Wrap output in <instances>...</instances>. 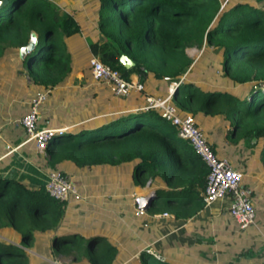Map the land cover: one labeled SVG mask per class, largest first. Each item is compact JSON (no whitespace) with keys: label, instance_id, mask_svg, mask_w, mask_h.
<instances>
[{"label":"trees","instance_id":"16d2710c","mask_svg":"<svg viewBox=\"0 0 264 264\" xmlns=\"http://www.w3.org/2000/svg\"><path fill=\"white\" fill-rule=\"evenodd\" d=\"M91 1L104 40L89 44L92 56L126 80L139 75L143 85L147 77L170 82L184 77L187 84L182 82L172 98L181 113L222 115L234 128L231 135L248 140L250 146L253 140H264V10L233 0L224 6L221 0ZM79 34L74 16L60 13L52 0H8L0 7V62L9 49L19 52L35 36L36 48L22 64L30 78L50 90L71 72L60 38ZM192 48L203 49V55L211 48L222 53L223 79L237 90L200 91L188 77L193 60L186 50ZM123 55L135 63L133 68L120 65ZM35 62L41 65L39 75L34 73ZM200 78L207 80L204 75ZM46 153L52 170L64 162L79 169L134 163L133 184L142 188L147 180L160 179L170 189L157 192L169 197L164 210L177 219H189L205 207L209 169L158 110L126 114L93 130L56 137ZM67 203L50 197L44 186L30 189L0 176V236L22 239L16 245L0 238V264H29L26 249L31 248L35 232L51 236L54 255L67 247L65 253L72 254L74 262L118 264V249L106 238L61 233ZM156 206L153 202L150 207ZM137 262L168 264L151 252H141Z\"/></svg>","mask_w":264,"mask_h":264},{"label":"crops","instance_id":"0c3cea01","mask_svg":"<svg viewBox=\"0 0 264 264\" xmlns=\"http://www.w3.org/2000/svg\"><path fill=\"white\" fill-rule=\"evenodd\" d=\"M221 1L224 6L231 0ZM233 1L253 4L264 10V0ZM81 2L85 3L84 6L91 3L95 5L91 0ZM71 15L76 18L75 13L72 12ZM91 28L92 39L88 42V50L84 51L82 60L71 49V72L59 86L50 90L37 84L32 78L26 79L29 74L18 51L9 49L1 60V69H5L3 77L9 79V99L8 107L0 109V176L21 182L30 189H39L45 186L50 172H62L67 176L73 171L64 168L68 162L58 165L55 170L50 169L47 155H39L34 143L27 142L20 121L28 114L29 102L36 94L49 91L48 98L39 111L38 129H65L63 136L93 130L120 116L144 111L146 97L163 100L168 96L169 82L165 80L147 77L144 92L132 93L126 98L115 97L108 85L94 81L89 68V59L92 57L89 44L102 43L104 40L97 23ZM78 37L79 35H75L68 40L76 39L75 41L80 42ZM210 51L214 49L211 48ZM202 55L203 49L188 71V77L194 83L202 81L200 77L193 78L195 64ZM216 77L217 80L208 84L209 86L219 90H237L236 86L224 81L221 72ZM184 79L183 77V82ZM201 116L193 118L213 152L243 175L242 187L249 193L255 210L253 224L240 228L229 214V197L205 206L189 219H177L172 213L165 212V204H161L162 200L165 202V194L157 193L170 190L165 183L160 179H149L144 187L135 186L132 180L133 169H127L128 164L134 163H126L115 167L104 165L101 176L94 177L101 182L98 193L86 184L85 177L81 175L86 170L93 172V167L78 168L80 175L74 176L70 181L75 184L80 199H71L67 203L66 213L59 227L61 233L106 238L118 249V264L136 263L141 252H151L157 259L168 264H264V165L259 162V152L255 150L256 146L249 149L245 141H236L233 134V139L229 140L231 127L224 116ZM256 143L258 141L253 140L251 144ZM149 195L152 198L148 210L139 214L136 200ZM166 198L169 199L167 196ZM153 202L157 203L154 210L150 207ZM42 237H35L36 248L43 246L42 250L38 249L35 253L39 260H48L49 264H73L70 253L54 255L56 259L53 261L46 258L43 253L48 254L51 236ZM4 240L15 243L17 239L10 235L9 240ZM83 261L86 262L84 259Z\"/></svg>","mask_w":264,"mask_h":264},{"label":"built area","instance_id":"2783aa9c","mask_svg":"<svg viewBox=\"0 0 264 264\" xmlns=\"http://www.w3.org/2000/svg\"><path fill=\"white\" fill-rule=\"evenodd\" d=\"M90 73L94 81L108 85L115 97L126 98L132 93H142L144 85L140 76L126 80L121 73L104 64L99 58L92 56L89 60ZM169 82L168 96L161 100L153 97L145 98V111L158 110L162 119L171 123L178 130V136L187 141L202 162L209 169L203 202L210 206L218 200L230 198L229 214L236 220L241 229L247 228L254 223L255 210L249 193L242 187L243 175L235 170L231 164L217 157L207 142L204 134L196 125L193 116L181 113L171 103L174 92L183 82ZM49 91L36 94L29 102L28 114L22 117L20 124L27 136V142H33L39 155H47L46 150L49 142L58 136H63L65 129H38L37 122L41 106L46 102ZM1 140V136H0ZM9 149V148H7ZM46 192L59 202H69L71 199L79 200L78 190L67 177L60 172L52 171L47 176L45 184ZM139 211V214H142ZM168 216V214H165Z\"/></svg>","mask_w":264,"mask_h":264},{"label":"rangeland","instance_id":"374dc122","mask_svg":"<svg viewBox=\"0 0 264 264\" xmlns=\"http://www.w3.org/2000/svg\"><path fill=\"white\" fill-rule=\"evenodd\" d=\"M81 1H83V0H52L54 5H56L58 8H60V13L63 11H67L69 13L70 12L75 13V17H76L75 19H76V22L80 28V34L78 37L80 39V42L75 41L76 39L68 40L66 38H60L59 41L61 42V46L63 47L64 52H65L67 57L70 56V50L73 49L77 53L79 60H82L83 55H84V51L88 50V42H90L92 39L93 34H90L91 30H92L91 26L93 27V25L95 23H97L95 13H94V11L96 9L95 5L93 6V3H91L87 6H84L83 4H85V3L84 2L82 3ZM87 1H90V0H87ZM187 52H188V54L192 60L196 59L198 57V55H200V50H197L194 48L188 49ZM222 62H223V54L222 53H217V52H213V51L212 52L206 51V53H204V55H203V59H201V61H198L195 64V70H194V77L193 78L198 79L201 75H204L205 78L207 79L206 81H203V82L197 81V83L195 84L197 86V88H199L200 91L205 93L210 88L213 87V86L212 87L209 86L208 84H210V83L212 84L213 81L217 80V77H216L217 73H220L222 71ZM33 66H34V73H36V74L38 73V75H39L41 72V70H40L41 65L38 64L37 62H35ZM0 70H1L0 71V77H1V79H0V109H1V108H7L8 107L9 79H6L3 77L4 73H5V69H1V66H0ZM2 78H4V80ZM184 84H187V81L184 82ZM239 88H244V87H239ZM201 115H203L202 112H193V117L194 116L196 118L202 117ZM205 116H209V115H205ZM225 120L227 121V119H225ZM229 124H230V122H229ZM230 127H231V131L233 133L234 128L231 126V124H230ZM234 137H235L236 141L237 140L238 141H245L247 146L249 147V149L256 146L255 150H257V153L259 152L258 153L259 162L264 165V141L263 140H260L255 145L250 146V144H249L250 142L248 140H244V139L239 138V135H235ZM232 139H233L232 135L229 136V140H232ZM261 142L263 143V145H261ZM133 166H134L133 164L132 165L128 164L127 169L128 168L133 169ZM64 168L68 169V170L69 169L73 170L67 174V177L69 178V180L73 179L74 176H76V175H80V173H79L80 170L77 167H75L72 163H68V165L64 166ZM103 168H104V166L93 167L92 168L93 172L89 173L86 170V171H83L84 173H81V175L83 177H85V181L87 182L86 184L90 185V187L92 189H94L95 193H98V191H99L98 188L101 187V182H100V179L95 180L94 177L95 176L100 177L101 173L103 171ZM76 171H78V172H76ZM96 181L98 183H95ZM165 199H166V196H165ZM161 204L164 205L165 202L162 200ZM66 222H68V221L66 220ZM63 225H66V224L64 223ZM70 225H71V223H70ZM35 236H39V237L41 236V238H43L39 232H35ZM85 238H87V235L85 236ZM16 239L17 240L15 241V244L20 245V241L22 240L21 236L20 235L17 236ZM4 241L6 242V240H4ZM51 241L52 240H49L48 244H51ZM35 244H36V242H35V240H33L31 242V245H30L31 248L26 249V252H27L26 262L29 264H49L48 260H47V262H45L44 260H41V259L39 260V258L36 257V254H35L36 251H38V249L42 250L43 246H42V248L40 246L38 248H36ZM38 244L40 245L41 242H39ZM98 245H99V248L102 246L101 244H98ZM45 247L47 248L48 246L46 245ZM62 250H64V252H62V253H65L67 250V247H63ZM47 252H48V254L43 253L46 258H48L50 261H53L56 259V257L52 253L53 252L52 245H50V248ZM58 264H60V263H58ZM68 264H71V263H68ZM73 264H90V263H88L87 261L85 262L82 259V260H79L77 262H73Z\"/></svg>","mask_w":264,"mask_h":264},{"label":"water","instance_id":"95a60500","mask_svg":"<svg viewBox=\"0 0 264 264\" xmlns=\"http://www.w3.org/2000/svg\"><path fill=\"white\" fill-rule=\"evenodd\" d=\"M7 3H8V0H0V7L6 5ZM33 37H35V36H32L30 38V40H29V42H28V44L26 46H24V47L19 49V56H20L21 59H25V57L27 55H29L30 53H32L35 50L37 40H36V37H35V40H33ZM186 53L189 56L187 50H186ZM119 63L126 70H129V69H131V68H133L135 66V63L130 58H128L125 55L120 57ZM29 78H30V76L26 75V79L29 80ZM151 198H152V195H149L147 198H139V199H137L136 200V205L138 207V210L139 211L148 210V206H149V202H150Z\"/></svg>","mask_w":264,"mask_h":264},{"label":"snow or ice","instance_id":"6c2138e0","mask_svg":"<svg viewBox=\"0 0 264 264\" xmlns=\"http://www.w3.org/2000/svg\"><path fill=\"white\" fill-rule=\"evenodd\" d=\"M33 40H35V37H33Z\"/></svg>","mask_w":264,"mask_h":264}]
</instances>
